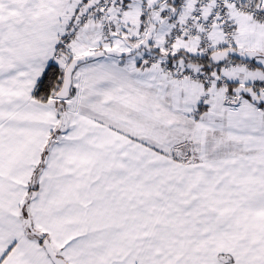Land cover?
Wrapping results in <instances>:
<instances>
[{
	"label": "snow or ice",
	"instance_id": "snow-or-ice-1",
	"mask_svg": "<svg viewBox=\"0 0 264 264\" xmlns=\"http://www.w3.org/2000/svg\"><path fill=\"white\" fill-rule=\"evenodd\" d=\"M0 264H264V0H0Z\"/></svg>",
	"mask_w": 264,
	"mask_h": 264
}]
</instances>
